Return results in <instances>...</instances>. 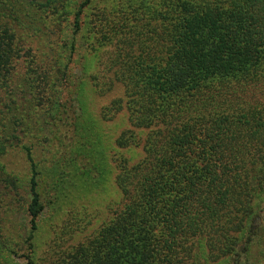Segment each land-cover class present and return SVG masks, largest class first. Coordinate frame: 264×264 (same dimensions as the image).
<instances>
[{"label": "trees", "instance_id": "trees-1", "mask_svg": "<svg viewBox=\"0 0 264 264\" xmlns=\"http://www.w3.org/2000/svg\"><path fill=\"white\" fill-rule=\"evenodd\" d=\"M117 1L102 9L107 20L89 21L86 48L98 51L99 66L91 80L100 97L120 90L100 117L123 111L129 128L113 144L140 147L142 157L128 165L112 156L118 201L96 232L74 245L72 232L60 234L36 257L43 206L31 150L21 143L33 109L51 102L43 93L57 48L43 57L25 44L43 41L44 30L69 15L71 56L92 0H0V157L19 148L29 174L19 198L18 179L0 167L3 213L18 199L24 205L19 257L25 264H264V0Z\"/></svg>", "mask_w": 264, "mask_h": 264}, {"label": "rangeland", "instance_id": "rangeland-1", "mask_svg": "<svg viewBox=\"0 0 264 264\" xmlns=\"http://www.w3.org/2000/svg\"><path fill=\"white\" fill-rule=\"evenodd\" d=\"M120 1L123 5L131 2ZM118 2L92 0L83 11L86 25L74 36L71 56L65 46L69 37H73L69 15L58 26L46 28L43 41L30 39L25 44L32 48L31 53L35 51L43 57L48 46L51 50L57 48L56 61L50 62L48 87L43 93L49 95L51 102L33 109L26 126L29 130L21 143L31 150L37 173V193L43 206L33 233L36 257H40L60 234L67 236L72 232L71 241L67 243L74 245L96 232L102 221L107 219L108 209L118 201L113 185L115 170L112 158L121 157L132 165L142 157L140 147L119 149L114 146L113 141L129 128L126 115L122 111L105 121L100 117V110L110 100L120 97L121 92L113 88L102 97L95 93L91 77L99 69L98 51L91 52L86 48L93 38L89 21L98 18V23H101L104 18L107 20L111 15L108 12L102 15V9H115ZM87 26L88 30L85 29ZM48 30L51 35H48ZM54 63L66 68H53ZM137 135L141 138L143 133L137 132ZM0 167L13 172L18 179V197L25 198L29 174L24 153L19 148L9 150L0 157ZM100 183L105 190L98 193ZM14 205L10 214L3 213L4 205L0 202V264H25L19 257L21 241L26 235L23 201L18 199ZM2 243L15 250L17 255H11Z\"/></svg>", "mask_w": 264, "mask_h": 264}]
</instances>
